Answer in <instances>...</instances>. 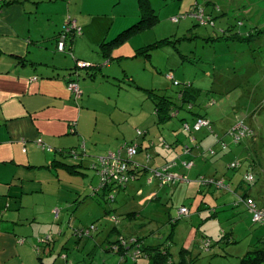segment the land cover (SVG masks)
<instances>
[{
    "label": "rangeland",
    "instance_id": "374dc122",
    "mask_svg": "<svg viewBox=\"0 0 264 264\" xmlns=\"http://www.w3.org/2000/svg\"><path fill=\"white\" fill-rule=\"evenodd\" d=\"M151 4L159 20L136 38L146 44L168 40L159 47H150V61L159 75L173 72L179 85L165 77L164 81H155L153 71L143 68L142 59L124 58L121 63L128 72L137 75L132 82L124 79L123 67L115 61L117 80H108L97 71L92 81L86 77L84 69L79 70L78 82L88 80V87L76 102L89 106L91 111L85 119L89 136H80L79 140L80 145L87 147L86 160H81L86 176L76 181L82 180L83 189L76 198L68 193L66 198H53L57 203L50 212L45 195L23 199L25 207L21 214L29 215L28 220L35 215L32 229L23 233L30 235L23 238L25 246L31 250V255L22 257L23 264H152L147 257L133 260L132 256H126L124 259L121 253L112 250L121 237H136L146 246L158 244L167 248L174 264H180L182 256L188 264H240L248 251L264 247V225L251 220L250 210L241 198L264 205V0H151ZM200 12L203 21L197 18ZM174 16L179 21L173 22L171 17ZM66 54L71 55L68 51ZM183 86H189L190 103L185 102L164 124L149 122L155 119L153 110L160 96L182 104L178 94ZM80 89L82 91V87ZM69 95L73 99L72 92ZM92 109L96 112L97 127ZM111 113L121 123L105 128ZM192 114L207 117L212 131L206 127L201 131L184 130L189 135L184 137L180 133L184 138L181 142L193 151L183 153L182 147L180 157H169L166 161L193 160L194 165L185 168V173L191 175L187 180L165 185L154 180L149 184L152 170L161 169L166 162L160 158L152 160L154 147L145 155L138 146L140 153L131 161L138 164L144 157L138 170L143 167L147 170L141 171L125 187L116 189L113 201L107 191L92 195L99 178L90 165L96 159L94 156L106 148L102 143L107 138L115 140L117 132L121 136L125 132L130 137L126 138L128 141L145 135L148 142L154 136V142L162 141L160 147L165 148L166 143H174L176 136H170L172 127L183 128L182 117L192 127ZM145 120L150 125L149 131L142 125ZM238 120L253 131L235 142L228 131ZM137 129L140 135H136ZM190 137L196 138L197 148L191 145ZM117 139H121L120 136ZM95 140L102 146L98 150ZM34 143L39 147L37 141ZM136 143L137 139L133 141ZM43 145L45 148L39 147L43 150L39 152L52 153L48 144L43 142ZM210 148L215 151L214 155L210 154ZM27 149L28 145L22 151ZM67 161L80 162L72 157ZM232 162L237 166L231 167ZM178 167L174 166L173 171ZM248 171L255 175L256 182L246 181ZM211 178L224 180L229 188L202 182ZM245 193L248 194L244 196ZM181 206L189 210V215L178 213ZM55 208L60 210L59 214L52 212ZM111 216H116L119 222L115 224ZM91 224L96 229L89 235L76 234V229Z\"/></svg>",
    "mask_w": 264,
    "mask_h": 264
},
{
    "label": "crops",
    "instance_id": "0c3cea01",
    "mask_svg": "<svg viewBox=\"0 0 264 264\" xmlns=\"http://www.w3.org/2000/svg\"><path fill=\"white\" fill-rule=\"evenodd\" d=\"M5 3L0 8V264H23L22 257L31 255V250L25 246L26 240L23 238L30 235L23 233L32 229L35 221V215L28 220L29 215L21 214V209L25 207L23 199L45 195L49 199L50 212L60 196L66 198L68 193L69 196L76 198L83 189L82 180L80 183L76 181L84 176L69 174L62 168L46 167L52 159L62 158L68 162L69 157L60 156L56 150L78 147L80 136H89L90 133L85 123L87 115L91 113L89 106H80L76 102L78 99L71 98L68 80L72 78L78 82L77 75L81 69L85 70L86 77L92 81L95 80L97 71L108 80L109 78L117 80L118 77L114 73L115 61L117 65L123 67L124 79L132 82L138 77L128 72L121 64L124 58H131L132 61L142 59L143 68L153 71L155 81H159L158 79L164 81V77L168 79L166 77L168 73L159 75L155 71V66L150 61L152 52L138 53L139 48L154 42L141 43L136 37L153 26L132 34L121 43L110 44L112 39L138 20L140 11L136 0H5ZM67 18L75 20L81 28V34L71 35L69 40L67 37L65 50L58 51L59 34ZM131 42L133 44H130ZM67 51L72 58L66 56ZM142 56L144 58H141ZM76 60L85 61L89 65L76 68ZM87 82L88 80H83L81 84L78 82L82 87L81 95L88 87ZM92 110L97 127L96 112ZM177 112L178 110L175 111ZM153 115L155 119L149 122L157 125L171 119L169 117L164 121L158 120L155 109ZM196 118L197 114H192V123ZM108 120V123L104 124L105 128L121 123V120L118 118L116 120L112 113ZM180 120L181 124L188 123L184 117ZM72 122H75L74 132L69 130ZM147 122L145 120L142 125L144 124L145 128H148L146 131H149L150 125L146 124ZM201 128L197 131H201ZM206 128L212 131V127ZM249 128L253 131L251 127ZM180 130L172 127L170 136L176 137L174 143H166L165 148L160 147L162 141L154 142V136L149 138L148 142L145 135H142L144 138L135 136V139L128 141L126 138L130 137H127L125 132L123 136L117 132L121 139H117V136L114 137L115 140L107 138L102 143L106 148L95 155L94 159L108 151L117 150L124 156L125 146L137 139L136 145L139 146L140 152L143 149L146 155V152H150L151 147H154L152 160L160 158L166 162L169 157H180L186 153L184 146L189 145H183L181 141L184 138L179 135L183 133L185 137L189 134L182 127ZM137 131L136 135H140ZM38 138L50 146L51 155L39 152L41 149L34 143ZM190 143L194 145L193 148H197L195 137H190ZM27 145L28 149L23 152V147ZM94 145L96 150L101 146L98 140L94 141ZM182 147L183 153L180 150ZM170 148H173V151ZM84 149H87L86 145ZM200 150L196 151V155H199ZM190 151H193L192 147L189 148ZM36 157H40L41 161H36ZM143 158L135 160L139 164ZM173 160L176 161V158ZM177 165L180 166L179 169L173 171L172 168V171L188 175V179L191 175L185 173L186 169L181 164ZM83 167L85 168L84 165ZM53 198L57 200L53 202ZM55 210L60 212L58 208L52 212ZM29 242L35 241L27 243Z\"/></svg>",
    "mask_w": 264,
    "mask_h": 264
},
{
    "label": "built area",
    "instance_id": "2783aa9c",
    "mask_svg": "<svg viewBox=\"0 0 264 264\" xmlns=\"http://www.w3.org/2000/svg\"><path fill=\"white\" fill-rule=\"evenodd\" d=\"M1 1L2 0H0V2ZM197 18L200 21H203L202 12L199 13ZM171 20L173 22H177L179 18L175 16L172 17ZM80 34H81V28L76 24L75 20L72 18H67L64 22L63 29L59 34V39L57 42V50L58 51L65 50V40L68 36L80 35ZM76 64L77 67L79 68H83L89 65V63L81 60L76 61ZM166 77L169 80H171L174 85L179 84L178 81H176L173 78V74L171 72L166 74ZM67 86L69 91L72 92L73 98L75 100L79 99L82 91L78 85L77 80L70 78L69 81L67 82ZM182 124L184 130L188 132H190L191 129L197 131L201 127L211 128L209 120L205 117L196 118L192 127H190L187 122H183ZM69 130L70 132L75 131V122H72L70 124ZM137 132L138 134H141L140 131ZM228 133L231 134L235 142H238L242 137L246 135H250L252 133V130L249 127L245 126L242 120H238L232 125ZM36 141L39 146H41L42 148L45 147L42 144L40 138H38ZM83 147L84 145H81V148ZM222 147L224 148L225 144H222ZM189 148H190L189 146H184V152L186 153L189 152ZM137 152H138V146L136 144H127L125 146V156L121 154L120 150L108 151L104 155L97 156L96 162L92 164V167L96 168V174L99 178V187L101 189H104V191H107V194H109V198L111 201H113L115 198L114 191L116 189L120 187H125L129 181L134 180L136 178L138 164L137 163L133 164L131 159L133 158L134 155L137 154ZM209 152L211 155L215 154V151L212 148H210ZM178 163L187 169L191 168L194 165L192 160H182L180 162L172 160L170 162H167L164 166H162L161 169L152 170V176L148 179V181L152 182L154 179H156L159 185H165L169 182L187 180L186 175H180L171 170ZM230 166L236 167L237 163L232 162ZM245 179L248 183L255 182V176L252 173V171H248L246 173ZM202 182L208 185H214L217 188H229V185L225 184L224 180L222 179H216V178H211L208 180L204 179L202 180ZM96 191L97 189L94 188L93 189L94 195L97 194ZM241 198L246 202L248 209L250 210L251 220L254 223H259L261 225H264V205H259L250 198L247 199V198H243L242 196ZM55 212L57 213L58 211L55 210ZM188 212L189 210L184 206H181L178 210V213L181 216L189 215ZM111 217L115 223L119 222L116 216H111ZM94 229H95V225L91 224L87 228L76 229L75 232L81 237L83 235H89L90 231ZM116 242L117 243L116 244L114 243L111 249L116 252L120 250L119 253H121V257L124 259H126V256L127 257L132 256L133 260H135L137 257L142 256L143 254L142 251L143 241L139 240L136 237H130V238L121 237ZM206 246H208V242L206 243ZM166 264H174V263L170 259L166 262Z\"/></svg>",
    "mask_w": 264,
    "mask_h": 264
},
{
    "label": "trees",
    "instance_id": "16d2710c",
    "mask_svg": "<svg viewBox=\"0 0 264 264\" xmlns=\"http://www.w3.org/2000/svg\"><path fill=\"white\" fill-rule=\"evenodd\" d=\"M136 1L138 3V7H139V11H140V15H139L138 20L135 23H133L132 25L125 28L121 33H119V35H117L114 39H112L110 44L121 43L122 41H125L126 39H128L132 34H135L139 31L144 30V29L150 28L158 22V16L156 15L154 8L152 7L151 0H136ZM4 3H5V0H2L0 2V8L2 7V5ZM167 41L168 40H165V38L158 40V41L154 42L153 44H149L146 47L139 48L138 53L146 54L150 50V47H153V48L158 47L160 45V43H166ZM107 44H109V43H107ZM76 61H78V60H76ZM86 67H88V66H86ZM76 68H78L77 64H76ZM189 86H183V88L181 90H179L178 95H179L180 99L182 100V104L173 103L164 95L159 97V100L155 102V106H154L155 107L154 108L155 114H156L158 120L164 121V120L168 119L169 117H172L173 113H174V115L177 114V113H175L176 109L178 110V108L183 107V104L185 102L190 103L188 101L190 94L188 93V90H187V88H189ZM150 95H154L157 97V95L154 93L153 94L150 93ZM191 107H192V104L189 105V108H191ZM198 117H205V116L197 114V118ZM42 144H43V142H42ZM131 144H133V143H131ZM39 147H41V146H39ZM56 152H58V154L62 157H72L76 161L80 160V162L70 163V162L64 161L62 158H60V159L57 158V159H52V161H50V163L46 165L47 168H50V169L62 168L64 170H66L69 174H72V175H81V176L85 175L84 167H83V164L81 161V160H86V159H84V157L86 156V154H85L86 151H85L84 147L81 148V145L79 144L78 147H71L68 149H59V150H56ZM95 162H96V159L92 161L90 166L96 173V168L92 167V164ZM30 167H32V166H30ZM37 167H43V166H37ZM146 170H147L146 167H143L142 169L137 170L136 177L138 175H140L141 171H146ZM255 182H256V177H255ZM94 188L97 189L96 193H99L101 190L104 191V189H101L99 187V185L94 187ZM247 194L248 193H245L244 196H246ZM92 195L94 196V194H92ZM115 224H117V223H115ZM95 229H96V226H95ZM113 229H115V227ZM42 238L45 239L46 241L50 240V238H48V239L44 238V237H42ZM138 239L141 240L140 238H138ZM142 251H143V254L141 257L146 256L147 258L150 259L152 264H166V262L168 260H170V256H169V252L167 251V248L160 246L158 244L153 245V246H146L143 243ZM119 252H120V250L117 251V253H119ZM181 259H182V261L180 262V264H188V262L184 260L183 256L181 257ZM240 264H264V247H256L255 249L248 251L246 253V255L241 259Z\"/></svg>",
    "mask_w": 264,
    "mask_h": 264
}]
</instances>
